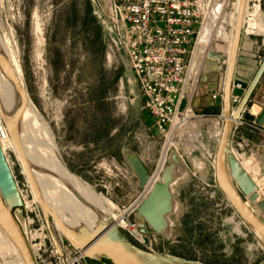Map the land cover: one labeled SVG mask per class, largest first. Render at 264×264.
Masks as SVG:
<instances>
[{
	"label": "rangeland",
	"instance_id": "374dc122",
	"mask_svg": "<svg viewBox=\"0 0 264 264\" xmlns=\"http://www.w3.org/2000/svg\"><path fill=\"white\" fill-rule=\"evenodd\" d=\"M234 2L224 0L225 8L214 18V27L226 20L232 26ZM247 4L244 54L254 60L256 73L264 61V0H248ZM0 11V37H6V50L21 68L27 94L39 112L25 135L42 150L47 149L48 135H53L74 177L92 186L117 214L142 190L126 152L137 153L151 174L163 139L152 133L145 120L143 94L121 39V25L114 26L107 0H0ZM207 48L229 56L230 48ZM197 124L208 128L210 121L192 125L191 134L197 132ZM193 134L178 153L187 173L172 186L178 204L169 217L172 235H153L152 251L204 264H264V242L227 201ZM33 135L41 136L40 141ZM217 143L206 135L202 142L210 152L217 151ZM256 145L247 147L242 159L264 189V142ZM4 154L26 200L14 214L31 245L41 246L43 264H56L42 209L17 154L10 148ZM196 161L204 162L201 169ZM256 195V202L264 200L259 191ZM248 202L261 216L253 202ZM63 238L71 254L73 249ZM0 264L23 263L8 250L0 253Z\"/></svg>",
	"mask_w": 264,
	"mask_h": 264
},
{
	"label": "built area",
	"instance_id": "2783aa9c",
	"mask_svg": "<svg viewBox=\"0 0 264 264\" xmlns=\"http://www.w3.org/2000/svg\"><path fill=\"white\" fill-rule=\"evenodd\" d=\"M221 1L107 0V8L114 26L121 25V39L143 94V109L151 122L150 128L163 139L158 164L150 174L148 183L132 203L120 207L113 221L134 245L148 251H152L153 235H149L147 244L146 235L139 230L133 217L140 204L152 192L153 187L158 182H162V173L168 164L170 154L175 151L179 153L187 137L192 136L191 126L209 119L208 115L197 112L193 105L199 94L203 69L211 51L210 48L199 49L198 43L204 27L209 22L213 23L214 18L222 14L224 0L220 3ZM247 19L246 12L243 35ZM220 59H223L228 66L226 53H223ZM231 89L230 118L233 119L234 126L231 131L230 146L236 159L239 160L238 156H245L244 151L252 143L264 142V125L257 123L259 114L250 104L241 112L239 118L233 117L246 87L241 81L233 80ZM223 98L224 89L212 95L213 101L223 103ZM216 118V128L210 137L219 142L226 118L223 111L217 114ZM9 135L7 124L0 111V145L9 139ZM193 135L198 142L202 159L209 162L215 170L217 151L210 152L204 147L202 144L204 133L198 131ZM203 164V161H196V167L199 169ZM24 204H26L25 200ZM27 239L35 264H43L39 251L41 246L35 247L31 245L29 237ZM50 239V250L55 256L56 264H89L83 251L73 249L71 254L68 253L59 230L57 239L61 253L55 248L51 236Z\"/></svg>",
	"mask_w": 264,
	"mask_h": 264
},
{
	"label": "water",
	"instance_id": "95a60500",
	"mask_svg": "<svg viewBox=\"0 0 264 264\" xmlns=\"http://www.w3.org/2000/svg\"><path fill=\"white\" fill-rule=\"evenodd\" d=\"M247 0L240 1L238 21L235 28V38L233 49L229 54L228 66L226 70V80L224 83L223 114L226 118L222 128V135L218 142L216 152L215 175L218 187L222 190L227 201L231 204L238 216L245 225L252 230L264 242V200L256 202L257 185L248 172L244 170L239 160L236 159L230 146L231 131L234 126L233 119L230 118L232 112V103H230L231 86L234 80V72L237 64V57L240 50V43L243 36V15ZM1 12V11H0ZM223 53L217 50H211L208 54L209 59L215 60L222 58ZM264 60V59H263ZM0 68L5 73L10 82L13 83L20 102L18 111L11 118L3 115L5 124H7L11 138H13L17 152L21 156L22 164L27 171V177L30 181L33 193L36 195L37 203L42 209L44 222L52 237L55 248L61 253L60 244L55 236L51 222H54L63 236L66 237L72 249L83 251L85 257L93 262L102 263L104 261L112 264H204L196 260H187L182 257H174L167 254H160L148 251L144 248L134 245L125 234L120 231L117 224L113 221L100 222L93 231L85 226H80L78 230L68 227L61 221L59 215L53 208L48 206L40 194L37 181L32 174V168L26 158L20 138L21 120L25 109L29 103V95L20 81L18 73L12 67L8 59L2 54L0 49ZM256 75L246 87L244 96L235 110L233 117L239 118L241 112L249 104L258 85L264 77V61L260 64ZM257 123L264 125V108L259 113ZM134 155L129 159L127 154ZM178 153L172 152L168 159V164L162 173V182H158L152 189L148 197L140 204L135 212L133 220L139 230L146 235L145 241L149 243V235L165 236V229L169 227V217L174 213L173 205L176 203L175 192L171 190L173 178L165 171L171 165V159L178 158ZM128 163L131 164L136 176L140 180V190L148 183L150 172L139 155L134 151L126 152ZM248 199L259 210V214L253 209ZM24 206V200L20 195L17 182L14 180L11 168L8 165L5 154L0 145V226L8 237L11 238L20 251L25 264H35L34 256L30 250L28 239L24 230L18 222L14 211ZM167 236V235H166Z\"/></svg>",
	"mask_w": 264,
	"mask_h": 264
},
{
	"label": "bare ground",
	"instance_id": "6f19581e",
	"mask_svg": "<svg viewBox=\"0 0 264 264\" xmlns=\"http://www.w3.org/2000/svg\"><path fill=\"white\" fill-rule=\"evenodd\" d=\"M235 1V10L233 12V15H231V17L233 18L232 26L227 23L228 20H226L224 24L219 28L214 27L213 24L209 22L201 32V36L198 43L200 46L199 49L204 50V47L207 46L219 48L220 46H223L224 49L227 50H229L230 48L229 54L231 53L233 49V41L235 38V28L239 19L238 13L241 5V0ZM247 7L248 4L245 7L243 18L245 17ZM244 21L245 18L242 24H244ZM228 25L229 28H227ZM2 35L4 37L3 33ZM5 38L2 39L0 37L1 52L8 59L12 67L15 68V71L18 73L20 81H22V84L25 88L22 70L18 66V63L16 62L12 54L7 52ZM19 102L20 99L19 96H17L16 94L13 83L10 82L5 73L0 68V111L2 116L5 115L9 118L14 116L18 111L17 109L19 106ZM25 110L26 111L20 122V138L22 141L23 150L32 168V174L34 176V179L37 181V185L39 187L40 194H42L44 202L48 206H50V208H53V210L57 212L62 222H64L68 227L75 230H78L80 226H85L90 231H93V229H95L97 225L102 221H114L116 214L111 211L110 207L107 205V201L105 200V198L101 194L96 192V190L92 186L86 184L82 179L74 177L73 173L68 168V165L65 164L60 154V151H58L53 135L51 136L46 134V136L48 135L49 138L46 150L40 149L35 142H32L31 138L25 135L29 125L30 127L32 125L31 120H33V118L36 119V117H39L38 109H36L30 97L29 103ZM39 123L40 122H38V124ZM40 134H42L41 131L38 135ZM39 137L37 136L38 140L40 141ZM8 138L9 139L2 142V151L3 153H6V148H10L14 152H16L17 159L20 163V166H22L23 174L26 176V180H28L27 171L22 164L20 154L16 150L13 138H11L10 135ZM38 140H36V142ZM43 141L44 140H42V142ZM127 156L130 160L134 157V155L131 153H128ZM238 159L244 170L248 172L247 166L245 165V161L242 159V157L238 156ZM170 162L171 165L165 171V173L172 176V184L174 185L179 179L185 177L187 173V168L184 161H182L179 157L171 159ZM28 183L31 187L29 180ZM257 188V191H259L261 197L264 198V189H262L263 187H259L257 185ZM171 190H173L172 187ZM31 192L34 195V200L37 201L36 195L33 193L32 187ZM20 195H22L25 200V197L21 192ZM177 207L178 204L173 205L174 212L177 210ZM50 222L52 225L53 232L57 236V232L59 229L54 222ZM172 225L173 222L170 219L169 227L165 229V233L168 237L172 235ZM8 250H11V252L16 255L18 262L24 263L20 251H18L16 245L13 243L11 238L6 235V233L2 230L0 226V253L3 254L4 251Z\"/></svg>",
	"mask_w": 264,
	"mask_h": 264
},
{
	"label": "crops",
	"instance_id": "0c3cea01",
	"mask_svg": "<svg viewBox=\"0 0 264 264\" xmlns=\"http://www.w3.org/2000/svg\"><path fill=\"white\" fill-rule=\"evenodd\" d=\"M244 35L242 36V40L240 43V50L237 57V64L234 72V80L241 81L245 84V87L248 86L250 81L254 77V60H250L248 55L244 54V46H243ZM226 70L227 66L223 59H208L206 60L203 73L202 80L200 85V91L197 97L194 100V104L196 111L199 113H204L208 115V121H210V126L208 128H204L202 125L197 124V132L204 133L206 136H211L214 133L217 124V114L223 111L224 104L220 101H213L212 95L216 92H222L224 88V83L226 80ZM264 85V77L260 84L258 85V89L253 94L252 98L249 101V104L253 106L255 111L259 114L264 108V90L262 86ZM145 120L147 124L150 126V120L147 118L145 114ZM152 130V129H151ZM152 133L157 136L152 130ZM258 142L252 143L253 147H257ZM24 264V263H23Z\"/></svg>",
	"mask_w": 264,
	"mask_h": 264
},
{
	"label": "flooded vegetation",
	"instance_id": "af4514ba",
	"mask_svg": "<svg viewBox=\"0 0 264 264\" xmlns=\"http://www.w3.org/2000/svg\"><path fill=\"white\" fill-rule=\"evenodd\" d=\"M263 220H264V218L263 217H261Z\"/></svg>",
	"mask_w": 264,
	"mask_h": 264
},
{
	"label": "trees",
	"instance_id": "16d2710c",
	"mask_svg": "<svg viewBox=\"0 0 264 264\" xmlns=\"http://www.w3.org/2000/svg\"><path fill=\"white\" fill-rule=\"evenodd\" d=\"M112 264V263H111Z\"/></svg>",
	"mask_w": 264,
	"mask_h": 264
}]
</instances>
